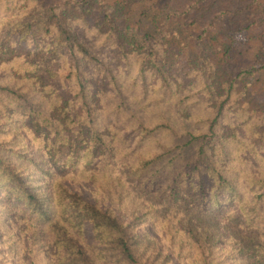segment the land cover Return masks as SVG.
<instances>
[{
  "label": "trees",
  "instance_id": "trees-1",
  "mask_svg": "<svg viewBox=\"0 0 264 264\" xmlns=\"http://www.w3.org/2000/svg\"><path fill=\"white\" fill-rule=\"evenodd\" d=\"M255 23L264 0H0V264H264V47L217 43Z\"/></svg>",
  "mask_w": 264,
  "mask_h": 264
},
{
  "label": "rangeland",
  "instance_id": "rangeland-1",
  "mask_svg": "<svg viewBox=\"0 0 264 264\" xmlns=\"http://www.w3.org/2000/svg\"><path fill=\"white\" fill-rule=\"evenodd\" d=\"M42 1L44 5H47L55 0H42ZM148 7H149V3L133 5L131 16L133 17L134 20H138L141 16L144 17V15L151 16L152 11L148 10ZM262 34L264 36V24L260 25L258 23H255L249 29L233 34L232 39L231 38L225 39L219 35L217 37V43L219 44L218 46L219 48H222L224 47V44L229 43L232 46V48L237 49V50L241 49L243 50L244 54L248 55L249 53L253 52L254 49H258L262 45L264 47V43L260 41V37H259ZM93 45L95 48L98 49V47L95 44ZM246 50H248V53L246 52ZM188 56H189V52H185L184 56L180 60L179 66H183L185 64V59ZM253 81H254L253 85L255 88L254 90L258 93L259 96H264V74L263 72L256 73L253 78ZM142 151H144V148ZM82 192L85 197H89L90 193L88 191V187L83 188ZM132 197L135 200H139L137 197H135L134 192L132 194ZM0 259H2V255H0ZM5 261L3 264H11L12 258H10V263L9 262L5 263Z\"/></svg>",
  "mask_w": 264,
  "mask_h": 264
}]
</instances>
